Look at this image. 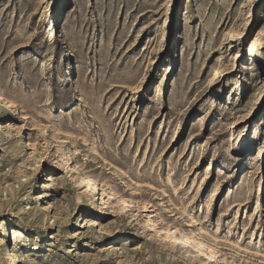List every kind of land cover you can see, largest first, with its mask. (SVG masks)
Returning a JSON list of instances; mask_svg holds the SVG:
<instances>
[{"label":"rangeland","instance_id":"1","mask_svg":"<svg viewBox=\"0 0 264 264\" xmlns=\"http://www.w3.org/2000/svg\"><path fill=\"white\" fill-rule=\"evenodd\" d=\"M11 257L264 264V0H0V264Z\"/></svg>","mask_w":264,"mask_h":264},{"label":"bare ground","instance_id":"2","mask_svg":"<svg viewBox=\"0 0 264 264\" xmlns=\"http://www.w3.org/2000/svg\"><path fill=\"white\" fill-rule=\"evenodd\" d=\"M67 154H69V152H67ZM68 157H69V163H70L68 166V167H70L69 169L79 172L81 177L83 178V185L80 186L81 187V193L86 197L87 196L94 197L95 195H97L98 190H99V185H98V180H97L96 176H94L92 173L86 172L85 170L81 169L80 167H77L76 164L73 163L72 157L71 156H68ZM118 201H120L123 204L126 203L125 199H123L121 197L118 198ZM102 202H106L104 200V198H102ZM49 205H50L49 201H46L43 204V206L41 207V209H48ZM147 220L149 221V224L151 227H155V224L150 219H147ZM165 232L171 238H174L175 240H177L179 238V239H183L184 243H192V245L194 247L196 246V247H200V248L201 247L202 248L203 247L209 248L208 256H210V257L215 256V251H214L213 247L210 244L204 243L201 239V236L199 234L195 235L193 230L189 233V235H186L184 232L180 231L178 237L175 234V230H173L171 227L165 228ZM8 234H9V237L11 238V240L14 242H17L20 239V237L24 236V233L22 232V230L19 228H16V227H12L10 230H8ZM71 235H73V233H71ZM34 248H35V246H30L27 244L25 246L21 247V251L19 252V256L21 257V259L26 260V256H27L26 253L30 252L31 250H34ZM198 250L201 251V249H198ZM8 255H10V252H8ZM11 264H16V259H13L11 257Z\"/></svg>","mask_w":264,"mask_h":264}]
</instances>
